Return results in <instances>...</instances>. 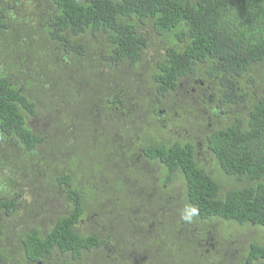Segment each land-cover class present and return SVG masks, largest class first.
I'll return each instance as SVG.
<instances>
[{
  "label": "trees",
  "instance_id": "trees-1",
  "mask_svg": "<svg viewBox=\"0 0 264 264\" xmlns=\"http://www.w3.org/2000/svg\"><path fill=\"white\" fill-rule=\"evenodd\" d=\"M19 1L0 0L2 159L32 176L35 200L61 204L49 230L41 216L17 219L0 264H264V234L227 251L209 227L264 233V0H33L30 20L15 14ZM152 44L153 89L134 103L132 78L101 68L133 69ZM57 56L83 68V93L69 78L54 85L67 65ZM183 86L199 100L185 116L207 124L186 131L197 140L170 137L163 120L164 99ZM53 92L68 102L67 134L55 114L53 135L28 125L53 111L43 102ZM81 105L85 133L72 114ZM20 192L0 197V219L18 217Z\"/></svg>",
  "mask_w": 264,
  "mask_h": 264
},
{
  "label": "rangeland",
  "instance_id": "rangeland-1",
  "mask_svg": "<svg viewBox=\"0 0 264 264\" xmlns=\"http://www.w3.org/2000/svg\"><path fill=\"white\" fill-rule=\"evenodd\" d=\"M33 0H20L18 3V6L16 7L15 14L18 17H23L25 19H32L35 18L34 13L37 10L33 9L34 5ZM26 8L29 10L26 12ZM37 13V12H36ZM34 24V22L32 23ZM93 41H89V43H96L94 39ZM94 49V48H93ZM166 53V51H165ZM161 57V51L158 49L157 45L152 44V47L149 48V50L143 55V59L141 62L137 65L134 66L135 68L130 69L128 67H125L124 69L119 67L116 68L115 70H110L105 68H101L104 70L108 75L111 73L113 75H119L126 73V76L124 77H130L132 78L131 82H128L127 84V92L130 94L129 99L135 100L133 101L134 103H138L136 101L137 95H143L145 93H148L149 91H152L153 85L151 82V79L149 78V66H152L155 62L156 59ZM56 61L58 64H67L66 66H63L60 70H62L65 74H59L57 77H55V83L54 85H58V88L61 90L63 87L60 85L66 86L67 79H72L73 83H75V88L79 89L82 93L86 89L85 83L83 81L84 77L83 75V68L76 67L75 64L72 60V58L67 60L65 57L57 56ZM73 68V70L70 69L69 65ZM0 70H3L2 64H0ZM40 70V68H39ZM35 74H38L35 72ZM117 75V76H118ZM129 75V76H127ZM78 76L82 79H78ZM28 78V77H27ZM34 84L38 86V83L34 81ZM48 85V82L46 83ZM76 89V91H77ZM191 88L189 90H186V87L183 86L182 89H180L178 92H173L171 95L167 96L164 101H166L167 106H173V110L170 114H166L163 118L164 121L170 120L173 124H167L170 126V131L168 135L172 138H175L177 135V132L182 133V138H185L186 131H199L198 126L202 127L203 125L206 128L205 123H203V120L197 123L196 116L193 118H188L185 116V113L189 111L190 108H193V110H198V108L194 105H196L199 100L195 99L197 94L195 92H191ZM33 93V91H31ZM185 92L187 94H185ZM48 99H52V104L54 106L53 111L51 109L42 107L41 112L38 111L36 116H29V122L28 125L30 128H32L34 131L37 133H41L42 130L48 131L49 133L52 132V135L54 134L53 131H49V127L52 124V120L55 119V115L59 117L61 116L65 122L63 130V134H67L68 131L71 129L72 121L67 120V115L65 114V111L68 107V102H64L63 100V95H58L56 92H53L52 96L46 97L43 102L44 106L47 103ZM195 101V102H194ZM195 103V104H194ZM135 105V104H134ZM202 106V105H201ZM204 109V107H201V110ZM51 112L52 114L46 113ZM204 111V110H203ZM207 111V110H206ZM200 112V111H199ZM198 112V113H199ZM208 113V112H206ZM55 114V115H54ZM72 114L74 115L75 118H79V121L77 122V130L79 132L85 133L84 126L86 127L87 131H90L89 127L91 123L87 121L86 118H82V116H85V109L81 105V107H77L72 111ZM201 112L199 113V115ZM164 113L161 114L163 116ZM205 116V115H204ZM53 118V119H52ZM107 129V127L105 126ZM204 128V129H205ZM203 129V130H204ZM68 130V131H67ZM60 133V129L58 130ZM200 132V131H199ZM190 137V138H188ZM186 140H197L196 135H191L188 134L186 135ZM5 144V143H4ZM54 151L51 150L50 152L52 153ZM4 153H2L1 148H0V197H9L10 195L8 194V191H11L12 193H15L17 195V192L22 189V193L20 192V195L16 196L18 201H19V215L18 217L14 218H9L6 216L5 219H0L4 226L6 227V230L4 233L0 235V246H4V244H9L11 240H15L17 238V235L15 234L17 230H19V224L17 223V219L20 220L21 217L24 218H36L40 217V226H42L43 230H49L52 224L55 221L54 216H56L54 213L58 211V208L60 207V201L56 199H51L48 202H43L41 199H34V195L30 191L32 188V185L34 187L35 183L32 181V176L29 174H22L17 178L14 173L9 169V167H6V161H4L6 158H3ZM9 166V165H7ZM8 180L12 181L13 185V190L10 188L8 184L6 183ZM42 181V179H39ZM124 182L126 185L131 182L129 178H123ZM11 186V185H10ZM115 197V196H114ZM93 207V212L95 211V208L98 209V207L92 205ZM54 208H57V210H53ZM103 209H108V207L104 206ZM57 213V212H56ZM94 217V216H93ZM93 217H90L89 219H86L84 222L90 226V222L94 219ZM94 223V222H93ZM24 226H21L23 228ZM210 229L213 227L218 231L219 235H223L225 238V245H227V251L232 248L231 246H235L236 248L239 249V246H241V249H239L240 252L243 250L248 242L245 241L246 238L249 239V241L255 240L256 238H262L263 230L262 229H248L247 232L243 231L242 228L237 227L234 224L226 223L222 220H217L215 222H212L209 225ZM216 241V240H214ZM222 244L219 245V248L221 247ZM18 247V246H17Z\"/></svg>",
  "mask_w": 264,
  "mask_h": 264
},
{
  "label": "flooded vegetation",
  "instance_id": "flooded-vegetation-1",
  "mask_svg": "<svg viewBox=\"0 0 264 264\" xmlns=\"http://www.w3.org/2000/svg\"><path fill=\"white\" fill-rule=\"evenodd\" d=\"M161 113H164V111H161Z\"/></svg>",
  "mask_w": 264,
  "mask_h": 264
}]
</instances>
